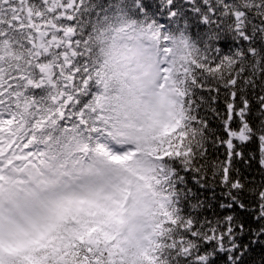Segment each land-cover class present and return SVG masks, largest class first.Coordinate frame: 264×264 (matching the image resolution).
Segmentation results:
<instances>
[{"label": "snow or ice", "instance_id": "obj_1", "mask_svg": "<svg viewBox=\"0 0 264 264\" xmlns=\"http://www.w3.org/2000/svg\"><path fill=\"white\" fill-rule=\"evenodd\" d=\"M251 143L264 0H0V264H245Z\"/></svg>", "mask_w": 264, "mask_h": 264}, {"label": "trees", "instance_id": "obj_2", "mask_svg": "<svg viewBox=\"0 0 264 264\" xmlns=\"http://www.w3.org/2000/svg\"><path fill=\"white\" fill-rule=\"evenodd\" d=\"M38 2V0H37ZM104 3H107L108 0H103ZM204 28L203 26H196L193 24L190 27V35L194 39H198L200 35L203 34ZM218 47H221L225 51L228 50L229 47L232 46V41L231 39L224 37L222 38L218 44ZM220 107L223 108V98H221L220 102ZM217 122L213 123V126H216ZM254 124L257 123V121H253ZM245 156L249 157L252 155L257 156V160H251L249 164H245L241 161H236L235 162V167L239 169L240 172V178L242 181L245 183L246 188L252 189H259V187L264 184V171H262L259 167L258 164V151H257V145L255 143H251L248 146L244 148ZM224 160V150L220 149L217 152H212L210 154V161L215 162V161H223ZM235 175V173H233ZM209 179L211 180L212 173L209 171L208 173ZM217 195H219L221 189L218 186H214ZM211 194V189H209L207 192H205L204 197H207ZM245 199L246 203H251L252 200L249 199L247 193L243 197ZM217 202L213 201V205H215ZM218 212L219 209L216 208L215 206L212 209H204L202 211L203 215H207L208 217H211L213 215V212ZM242 218L248 219L247 217H244L242 215ZM245 264H264V244L262 245H253V247L249 250L245 257Z\"/></svg>", "mask_w": 264, "mask_h": 264}]
</instances>
